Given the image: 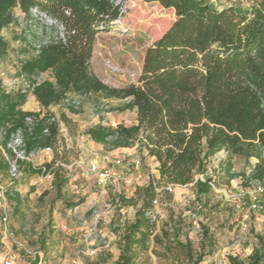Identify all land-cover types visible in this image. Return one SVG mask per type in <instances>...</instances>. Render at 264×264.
Here are the masks:
<instances>
[{
	"label": "trees",
	"instance_id": "trees-1",
	"mask_svg": "<svg viewBox=\"0 0 264 264\" xmlns=\"http://www.w3.org/2000/svg\"><path fill=\"white\" fill-rule=\"evenodd\" d=\"M144 1L174 9L176 18L147 47L138 83L112 86L93 71L92 56L98 34L110 31L123 16V2L0 0V54L6 46L2 29L15 21L16 8L31 20L33 10L44 12L57 22L52 28L57 32L61 27L63 33L41 42L36 54L22 64L25 85L7 90L0 80V174L9 172L14 155L8 143L17 130L24 132L28 151L53 150L61 127L50 107L66 105L77 112L66 104L74 95L125 100L118 109L135 110V123H98L86 134L110 150L137 145L159 162V177L138 189L142 206L124 228L117 264H132L136 246L147 247L153 231L147 211L158 187L194 183L198 195L208 194L213 188L208 164L221 150L228 153L229 172L231 158L254 157L255 175L264 176V0H250L253 5L248 9L239 5L220 9L209 0ZM43 72L50 77L39 81L36 76ZM29 92L44 110H23ZM29 116L35 118L30 131ZM20 166L31 176L51 175L58 197L70 181L66 164L57 155L39 165L20 161ZM14 200L19 204L17 195ZM257 237L259 246L247 260L229 256L230 263L264 264V234ZM177 244L185 252L186 264L202 261V253H196L189 241Z\"/></svg>",
	"mask_w": 264,
	"mask_h": 264
},
{
	"label": "rangeland",
	"instance_id": "rangeland-1",
	"mask_svg": "<svg viewBox=\"0 0 264 264\" xmlns=\"http://www.w3.org/2000/svg\"><path fill=\"white\" fill-rule=\"evenodd\" d=\"M115 1L123 2V16L110 31L98 34L92 68L107 84L125 86L138 83L147 47L176 16L174 9L158 2ZM209 1L220 9L253 5L250 0ZM14 13L15 21L1 32L6 46L0 54V80L7 90L25 85L22 64L36 54L37 45L56 33L42 20L27 19L19 8ZM36 77L40 81L50 74ZM72 97L79 101L74 108L77 112L66 105L51 110L60 123L59 141L51 154L35 158L39 165L57 155L66 164L70 181L60 196L52 177L31 176L24 170L17 178L9 172L0 174V264H117L124 228L142 206L138 189L153 176L159 177L153 163L156 158L137 145L110 150L98 143L96 149L95 141L86 134L98 122L113 126L135 123V110L118 109L125 100L101 95ZM93 153L100 154L97 161ZM227 161L225 150L210 159L207 174L213 188L208 194L198 195L190 183L159 195L152 207L158 217L152 222L147 247L136 246L132 264H186L177 241H189L196 253H202L199 264H231L229 256L248 259L259 246L257 235L264 234V193L256 190L258 185L264 186V176L255 175L257 158H231L230 172ZM92 163H106L115 179L105 187L99 185L95 174L88 172ZM30 182L37 187L29 190ZM255 199L261 209L251 207Z\"/></svg>",
	"mask_w": 264,
	"mask_h": 264
},
{
	"label": "built area",
	"instance_id": "built-area-1",
	"mask_svg": "<svg viewBox=\"0 0 264 264\" xmlns=\"http://www.w3.org/2000/svg\"><path fill=\"white\" fill-rule=\"evenodd\" d=\"M33 17L35 19L42 20L43 22H45L46 25H50L51 27L58 26L55 20L48 17L42 11L33 10ZM57 29L58 30L55 34H58L60 37H63L62 28L58 27ZM39 45L37 46L39 47ZM66 104L72 105L76 108L79 106V101L74 98H69L66 100ZM27 123L29 126V131L32 130V127L34 126L35 123V118L33 116L27 117ZM45 132H47V130H45ZM8 148L11 150V152L14 155V158L10 160V166H9V174L13 178H17L22 174L20 161H29L35 163V158H37L38 156L52 153L51 147H44L37 150L28 151L24 132L22 130H17L12 134L11 139L8 143ZM116 163L120 164L121 160L118 159ZM88 172L95 174L98 184L104 187L107 185V183L110 180L115 179V173L110 168H100L96 163H92L88 166ZM47 176L52 177L51 175H47ZM201 179L204 178L201 177ZM211 185H213L212 182ZM176 186L177 185L169 184L165 187H158L156 189L157 194L155 199L153 200V203L154 204L158 203V197L163 191L173 192ZM256 190L258 193H264V186L258 185ZM251 207L255 210H258L262 208V205H260L259 200L255 199ZM147 216L150 218L151 222H154L158 217V213L154 208H151L149 211H147Z\"/></svg>",
	"mask_w": 264,
	"mask_h": 264
},
{
	"label": "crops",
	"instance_id": "crops-1",
	"mask_svg": "<svg viewBox=\"0 0 264 264\" xmlns=\"http://www.w3.org/2000/svg\"><path fill=\"white\" fill-rule=\"evenodd\" d=\"M60 107V105H55V106H52L50 107L51 110H55V109H58ZM23 110L25 111H34V112H39L41 110H44L42 109L40 103L36 100V97L32 94V92H29L28 93V97H27V102L23 105ZM64 110V109H63ZM98 123H103V124H106L105 122H98ZM95 144V148H99V147H96V145H98V142H94ZM102 144V143H100ZM104 145V144H103ZM124 148H127V149H130L129 147H124ZM92 156L95 157V160L97 161L98 158H100V154L98 153H93L91 154ZM52 156H49L47 160H51ZM97 158V159H96ZM76 162V161H75ZM75 162H73L71 165L75 164ZM77 163V162H76ZM154 166H155V171H156V174L158 175V166H159V162L157 161V159H154ZM97 164V163H96ZM100 168H107V164L106 163H101V164H97ZM46 177H49V176H46ZM30 189L29 190H33L37 187L36 183L35 182H30ZM38 185H41L40 183Z\"/></svg>",
	"mask_w": 264,
	"mask_h": 264
}]
</instances>
